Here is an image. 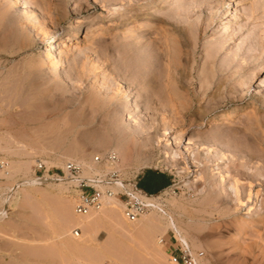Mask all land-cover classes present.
Returning <instances> with one entry per match:
<instances>
[{"label": "rangeland", "instance_id": "374dc122", "mask_svg": "<svg viewBox=\"0 0 264 264\" xmlns=\"http://www.w3.org/2000/svg\"><path fill=\"white\" fill-rule=\"evenodd\" d=\"M21 1L0 0V158L14 162L0 176V264H119L114 257L122 253L126 264H171L164 246L170 230L159 243L128 226L130 234L104 225L89 237L61 235L63 201L73 206L78 195L71 184L43 190L20 185L9 192L46 170L64 177L70 148L92 157L117 144L130 158L118 167L126 176L155 170L173 180L155 197L190 247L204 253L201 264H264V0ZM93 30L98 36L88 41ZM169 35L172 42L163 44ZM60 41L62 49L42 53ZM154 44L160 53L152 52ZM45 54L62 60L63 84L73 90L47 87L52 67L44 66ZM170 54L171 65L165 59ZM111 73L117 78L109 80L128 92L147 88L150 103L134 98L137 109L126 113L120 92L107 103L96 89L104 85L112 92ZM131 81L136 87L127 86ZM237 106L247 110L226 119ZM127 117L141 121L139 137L131 135ZM220 122L225 125L214 126ZM200 138L209 141L214 158L221 152L228 157L212 160L195 146ZM48 148L57 155L41 153ZM164 149L175 154L176 167L164 165ZM233 164L244 176L232 179ZM111 237L118 248L104 251Z\"/></svg>", "mask_w": 264, "mask_h": 264}, {"label": "bare ground", "instance_id": "6f19581e", "mask_svg": "<svg viewBox=\"0 0 264 264\" xmlns=\"http://www.w3.org/2000/svg\"><path fill=\"white\" fill-rule=\"evenodd\" d=\"M12 1H14V3H17L18 5L20 4V2L22 3V1L21 0H12ZM15 5V4H14ZM22 5V4H21ZM23 5H24V3H23ZM25 6V5H24ZM24 9H27V7L25 8L24 7ZM23 9V10H24ZM23 13V12H22ZM25 13H27V15H29L28 14V11H25L24 12V14ZM149 14V12H147L146 13V15L147 16H149L148 15ZM29 18V17H28ZM27 18V19H28ZM90 32V31H89ZM79 32L76 30L75 31V33L73 34V36H74V39H78L77 38V36L79 35L78 34ZM96 33L97 32H95L94 30L93 31H91L87 36H89L88 37V41L89 40H94L97 36H96ZM98 34V33H97ZM166 37V36H165ZM170 35H169V37H166L165 38V40H163L162 41V43L163 44H170L171 42H170ZM181 38V37H180ZM78 42L76 41V40H74L73 41V43H72V45L73 44H77ZM157 43V42H156ZM64 45H63V43L60 41V42H58V43H55V46H54V48H52V49H50L49 47H46V46H44L43 48H44V51H42V53H49V52H53L54 50H59V49H62V47H63ZM168 46V45H167ZM47 48H49V49H47ZM74 50H77V47L74 45V47H72V51L74 52ZM158 50H159V46H158V44H154V45H152V52H155L154 54H158V53H160V52H158ZM76 52V51H75ZM89 53H90V51H89ZM86 54V53H85ZM85 54H83V55H85ZM79 55V54H78ZM165 56V55H164ZM43 57H45L48 61H46V62H44L45 64H44V66L46 65H48L49 66V68H50V70H51V67H52V72L50 73V75L48 76V77H46V85H47V87L49 88V87H51V88H53L54 86H56L57 85V83L58 84H60V85H62L61 87L63 88H65L66 87V89L67 90H73V89H71V88H69L68 87V85H64L63 83V78H62V75H61V73H60V71L62 70V66H63V62H62V60L60 59V58H58V59H56L55 61L53 60V61H51V56H48V54H45V55H43ZM166 57V58H165ZM164 58L167 60V62H171V60L173 59V55H166ZM76 58V57H75ZM74 58V59H75ZM78 59V58H77ZM77 59H75V60H77ZM174 61V60H173ZM53 62V63H52ZM78 64V63H77ZM170 65H171V63H170ZM174 70V69H173ZM123 74H124V71L122 72ZM122 73H120V78H121V74ZM127 73V72H126ZM114 74V73H113ZM112 73L110 74V75H113ZM172 75V74H171ZM114 76H115V74L112 76L113 78H111V77H109L107 80H109V79H112V80H115L116 78H114ZM173 76V75H172ZM174 77V76H173ZM124 78V77H123ZM107 80L105 81V83L104 84H108V82H107ZM112 80H109V81H111L108 85H111V83L113 84L114 83V81H112ZM154 82V81H153ZM152 82V80H148L147 81V84H150V83H152L153 85H154V83ZM137 83V82H136ZM146 83V82H145ZM114 85H116L114 88H113V90H112V92H114V93H112L111 91L109 92V90L107 89V88H104V85H103V87H97V91H98V93H99V95H102V97H104V99H106V102L107 103H111V102H113L114 100H116L117 99V97H118V92H120L121 94V102L119 103V106L120 107H122V108H126L125 110V112L126 113H128L129 111H133V110H136L137 109V107H135V103L133 102V99L134 98H137L136 100H138V98H140L141 99V101L144 103L146 100L150 103V101L148 100V95H149V93H148V91L147 92H145L146 91V89L142 92H140V90H139V92L137 91H135L136 92V94H133L132 92H133V89H131V91H127V88H120L119 87V85H117L116 84V82L114 83ZM152 85V86H153ZM59 86V85H58ZM123 86V85H122ZM128 87H133V86H135V83L134 82H132L131 81V83L130 84H128L127 85ZM146 86V85H145ZM149 86V85H148ZM68 87V88H67ZM75 87H77V86H75ZM74 87V88H75ZM124 87V86H123ZM136 87V86H135ZM55 88V87H54ZM56 88H57V86H56ZM109 88V87H108ZM111 89H112V85H111V87H110ZM155 88V87H154ZM66 89H64V90H66ZM108 91H107V90ZM129 89V88H128ZM151 89V88H150ZM75 90V89H74ZM95 90V89H94ZM135 90V89H134ZM151 90H153V89H151ZM69 91V92H70ZM67 92V91H66ZM74 92V91H73ZM134 92V93H135ZM147 93H148V95H147ZM97 94V93H96ZM98 95V96H99ZM134 95H135V97H134ZM151 96V95H150ZM101 97V96H100ZM93 98H94V96H93ZM123 99H124V101H123ZM139 99V100H140ZM146 99V100H145ZM145 100V101H144ZM141 101H140V103H141ZM152 101V100H151ZM79 102V101H78ZM116 102H118V101H116ZM126 103V104H125ZM134 103V104H133ZM149 103H147V104H149ZM111 104H113V103H111ZM118 104V103H117ZM128 104V105H127ZM145 104V103H144ZM93 105V104H92ZM143 105V104H142ZM151 105H153L152 104V102H151ZM151 105H149V107L151 106ZM90 106V105H89ZM112 106V105H111ZM118 105H116V107H117ZM75 107H77V106H74V108ZM91 107V106H90ZM134 107H135V109H134ZM144 107V106H143ZM148 107V108H149ZM147 108V107H146ZM147 108V109H148ZM78 109V108H77ZM80 110V109H79ZM122 110H124V109H122ZM146 110V109H145ZM149 110V109H148ZM245 110H247V107H244V106H237V107H235V108H232L230 111H228V114H227V117H226V119H232V118H235V117H237L240 113H242V112H245ZM138 111V110H137ZM147 111V110H146ZM145 111V112H146ZM134 112V111H133ZM124 113V112H123ZM148 113H152V112H149L148 111ZM147 113V114H148ZM126 115V114H125ZM129 115H130V113H129ZM128 115V116H129ZM132 115V114H131ZM149 115V114H148ZM78 116V115H77ZM79 117H80V114H79ZM78 117V118H79ZM125 117V116H124ZM132 117V116H131ZM131 117H127L126 118V120H127V123L128 124H130V133H131V135H133L134 133L136 134V137H139V134L137 133V130L138 131H140V129L142 128L141 127V124H139L138 122L137 123H134V121L136 120V117L133 119V118H131ZM93 119V118H92ZM125 119V118H124ZM132 119H133V121H132ZM131 120V121H130ZM91 121V120H90ZM90 121H88L87 123H90ZM92 122H93V120H92ZM125 122V121H124ZM136 122V121H135ZM226 122V121H225ZM229 123V122H228ZM216 125H214V126H216V127H218L219 126V124H224L225 125V123H223V122H220V123H215ZM87 125V124H86ZM141 127V128H140ZM235 127V126H234ZM236 128H234V131H236L235 130ZM238 129V128H237ZM241 130V129H240ZM233 131V130H232ZM237 131H239V129L237 130ZM234 133V132H233ZM237 133V132H236ZM235 133V134H236ZM43 135H44V137L47 139L48 137H49V135H48V132L47 131H44V133H43ZM214 136V135H213ZM101 138H103V137H101ZM201 139V138H200ZM206 140V139H205ZM204 139L202 140H200L198 143H196L195 144V146L197 145V147L199 148V147H203V150L204 151H206V152H204V153H208V156L209 155H212V157H211V159L213 160H216V161H219V160H221V159H225V157H228L225 153H223V152H221V157L222 158H220L219 156H217V158H216V155H214L215 156V158L213 157V153H212V150H211V147L207 144V142L209 143V141H205ZM213 141L215 140V136H214V139H212ZM100 141V140H99ZM98 141V142H99ZM53 143V142H52ZM57 143V142H56ZM194 143L195 142H192V140H189V142H188V144L187 145H189L190 147H188V149H192V147H193V145H194ZM219 143V142H218ZM50 144H51V142H50ZM210 144V143H209ZM56 145V144H55ZM221 145V144H220ZM219 145V146H220ZM57 148V147H56ZM49 149V148H48ZM0 150H1V148H0ZM21 151H22V149H21ZM24 151V150H23ZM32 151V150H31ZM30 151V152H31ZM85 151H87V150H85ZM97 151V150H96ZM1 152V151H0ZM2 152H3V150H2ZM25 152V151H24ZM56 152H57V150H56ZM65 152V151H64ZM101 150L99 151H97V153H99V155L98 156H92V157H82V155H84L82 152H81V150H80V148H76V147H73V148H70L69 150H68V152H67V150H66V153H67V155L64 157V159H66V163L63 165V169H64V177H57V176H49L46 172H47V170L45 171V173L43 174V176H33V177H31V178H26V180L23 182V183H20V184H17L16 186H14L13 188H11V189H9L10 191L9 192H15L16 190H17V188H18V186H20L21 185V187L22 188H27V190H28V188H37V189H39V190H41L42 188H43V186L45 187V186H49L51 183H55L56 182V184L58 183L59 184V186H61V188H64V186L66 185H68L69 187H71L72 185L74 186V185H77V183L79 182V181H81V180H88V181H92V178L94 177V176H96V175H98V174H100V172H98L97 171V168H96V162H95V160L99 157V156H104L105 154H111V155H114L115 156V158H116V162H117V166L118 167H122V164L123 163H125L127 160H129L130 158H129V156H128V154L126 153V150H125V148L124 147H122L121 145H115L113 148H111V149H109L108 151H106V153L104 152V153H102V154H104V155H101ZM214 152V151H213ZM41 153H43V154H47V155H54V154H56L55 153V150H53V149H49V150H42V152ZM96 153V154H97ZM82 154V155H81ZM163 154H164V157H163V159H164V161H163V163H164V165L166 166V167H176V164H177V162H176V158H175V154L173 155V153L172 152H170V150H166V149H164V152H163ZM162 154V155H163ZM31 155H32V153H31ZM57 155V154H56ZM81 155V157H79ZM85 156H87V155H85ZM207 156V155H206ZM207 156V158H210V157H208ZM252 156V155H251ZM73 157V158H72ZM75 157V158H74ZM86 158L88 159V160H90V161H88V162H86L85 160H86ZM90 158H92V159H90ZM250 158V157H249ZM248 158V159H249ZM63 159V160H64ZM228 159V158H227ZM240 158H238L237 157V159L235 158V163H237V165L240 163ZM250 160H252V158L250 159ZM253 160H254V157H253ZM253 160H252V162H253ZM5 161V160H4ZM65 161V160H64ZM238 161H239V163H238ZM6 162V161H5ZM68 162H73V163H75L78 167H79V172H78V174H77V176H76V178H71L69 175H68V173L66 172V165L68 164ZM212 162V161H211ZM233 162V161H232ZM251 161H249V163H250ZM7 163V168L5 169V170H2V171H0V176H6L7 174V171L8 170H10V168L12 167V164L14 163V162H11V161H8V162H6ZM234 163V162H233ZM234 163V164H235ZM44 164L46 165V167H48V165H47V162H44ZM49 164V163H48ZM90 164V165H89ZM219 164V163H218ZM233 164V165H234ZM241 164V163H240ZM239 164V165H240ZM217 165V164H216ZM236 165V164H235ZM234 165V166H235ZM238 165V166H239ZM233 166V169L232 170H230L231 168L230 167H228V168H230L229 170H228V172L231 174V177H232V179H233V174H236L235 176H239V175H243V171H242V169H243V167L242 166H240V167H242V169L241 168H237L238 166H235L234 167ZM245 166V165H244ZM98 167V166H97ZM47 169V168H46ZM241 169V170H240ZM254 170H256V169H254ZM26 171H27V169H26ZM235 171V173H233ZM219 172H221V171H219ZM252 172V171H251ZM258 172V171H257ZM245 174V173H244ZM248 175V174H247ZM259 175H262V174H259ZM28 176V175H27ZM234 176V177H235ZM237 176V177H238ZM241 176H239V177H241ZM244 176V175H243ZM253 175H251V173L249 174V178L250 177H252ZM255 176H256V172H255ZM255 176H253L252 177V180L253 179H258L259 180V176H258V173H257V178L255 177ZM25 177V176H24ZM221 177V176H220ZM259 177V178H258ZM236 178V177H235ZM235 178L233 179V180H235ZM245 179H246V181H247V178H246V175H245ZM251 179V178H250ZM249 179V180H250ZM221 181H222V179H220ZM224 180V179H223ZM220 181V182H221ZM254 181V180H253ZM257 181V180H256ZM237 182V181H236ZM236 182L234 183V184H236ZM70 184H71V186H70ZM218 184H219V182H218ZM221 184V183H220ZM223 184V183H222ZM233 184V183H232ZM52 186V185H51ZM58 186V187H59ZM235 186V185H234ZM42 187V188H41ZM223 187V186H222ZM236 187H237V185H236ZM235 187V188H236ZM241 188V187H240ZM60 189V188H59ZM65 189V188H64ZM102 190H104V188H101ZM30 190V189H29ZM43 190V189H42ZM223 190H225V193H226V196L228 195V193H227V190L226 189H222L221 191L222 192H224ZM237 190H239L240 191V189H238L237 188ZM237 190H234V191H237ZM22 191V190H21ZM238 191V192H239ZM8 192V193H9ZM238 192H235V197L236 198H241L240 196L238 197V195L239 194H237ZM25 193V192H24ZM224 193V194H225ZM239 193H241V192H239ZM6 196V195H5ZM225 196V197H226ZM242 196H243V194H242ZM7 197V196H6ZM8 198V197H7ZM6 198V199H7ZM229 199V198H228ZM238 199H236L235 201H237ZM257 201V203H258V201H259V198H255V199H253L250 203H249V205H250V207H249V209L247 210V214L246 215H248V214H252L253 212V208L251 207L252 205H256L257 203H255ZM145 202H146V204H147V206L149 207V210L141 217V218H139L136 222H134V223H130V222H127L125 219H124V217H123V214H122V205L116 200V199H114V198H104L103 199V204H102V206H101V208H100V210L99 211H96V212H91V213H89L88 215H86V216H79V215H77L76 213H75V210H74V201H73V206H72V204L71 203H69V202H67V201H63V204H62V206H61V213H60V217L62 218H60L59 217V215L57 216V217H59L60 219H59V222H62L63 223V225H64V228L62 227L63 225H62V223L60 224L61 225V227L63 228V229H65V230H63L62 228V233H61V235H66V236H68V235H70L71 237H79L80 235H82V237H89V236H91L92 235V233H94L97 229H100V227H103L104 225H106L107 227H111V228H113V229H117L119 232H121V233H123V234H130V231H129V227L130 228H132V229H137V232L138 233H141V234H143V236L144 237H146V238H148V237H151V238H153V239H155V241H157L158 243H159V241L161 240V237H163L165 234H166V231H168V230H170L173 234H174V236H175V238L179 241V242H183V243H188V241H187V237H186V235L183 233V231H182V229L179 227V226H177L176 225V221L174 220V218L172 217V215H171V213H169V212H167L166 210H165V208H164V206H163V204H161L160 202H158L157 201V199H156V197L155 196H151V197H147L146 199H145ZM238 202H239V200H238ZM172 203V202H171ZM232 203V202H231ZM240 203V202H239ZM105 205V206H104ZM241 206V205H240ZM58 212H59V210H58ZM97 213V214H96ZM4 212H1L0 213V217H2V216H4ZM59 214V213H58ZM127 226H128V228H127ZM60 229V230H61ZM75 230H79V231H77V234H75ZM119 232H117V234L116 235H118V236H120L121 235V233H119ZM114 237L112 238H110V241H109V243L107 244V246H105V248H104V251H107V250H114L115 249V247L117 246L116 244H115V242H113L114 240ZM156 242V243H157ZM189 244V243H188ZM156 247L155 248H158V246L157 245H155ZM190 246V245H189ZM192 246V245H191ZM195 246V245H194ZM193 247V246H192ZM116 248H118V247H116ZM194 248V247H193ZM122 249V248H121ZM193 250V249H192ZM156 251V253L157 252H159L158 250H155ZM155 253V252H154ZM123 254V253H122ZM120 255L121 257L120 258H118V259H116V257H114V261L115 262H117V263H119V264H126L125 263V261H124V257H123V255ZM157 255H158V253H157ZM160 255V257L161 258H163L162 256V254H159ZM167 256V255H166ZM164 259L166 260L167 258H165V255H164ZM163 259V261H165ZM91 260L93 261V262H95V263H97L98 261L99 262H101L100 260H96L95 258H91ZM84 262H87V264H88V260L87 259H85V260H83ZM158 261V260H157ZM202 261V260H201ZM98 262V263H99ZM159 262V261H158ZM89 263H91V261H89ZM162 263V262H161ZM92 264V263H91ZM164 264V263H163Z\"/></svg>", "mask_w": 264, "mask_h": 264}, {"label": "built area", "instance_id": "2783aa9c", "mask_svg": "<svg viewBox=\"0 0 264 264\" xmlns=\"http://www.w3.org/2000/svg\"><path fill=\"white\" fill-rule=\"evenodd\" d=\"M116 161L115 156L111 154L98 157L95 162L99 167L100 174L94 176L92 181L84 179L74 185L78 192L74 203L77 215L86 216L91 212L99 211L104 198L116 199L122 205L124 219L130 223L136 222L149 210L145 199L156 195H148L140 190L137 185L138 174L126 176L118 168ZM42 167L39 164L38 171ZM6 168L7 163L0 158V171ZM66 172L71 178H76L79 167L73 162H68ZM62 174L64 176L63 170ZM77 231L79 230H75V234ZM164 246H167L168 253L166 255L171 264H201V260L205 258L203 252L192 250L187 242H179L173 234L164 243Z\"/></svg>", "mask_w": 264, "mask_h": 264}, {"label": "crops", "instance_id": "0c3cea01", "mask_svg": "<svg viewBox=\"0 0 264 264\" xmlns=\"http://www.w3.org/2000/svg\"><path fill=\"white\" fill-rule=\"evenodd\" d=\"M143 180L148 188V192L146 193L143 189L138 188L149 195H157L161 193L168 189L173 182L168 174L155 170H149L148 172L138 174L137 185Z\"/></svg>", "mask_w": 264, "mask_h": 264}, {"label": "trees", "instance_id": "16d2710c", "mask_svg": "<svg viewBox=\"0 0 264 264\" xmlns=\"http://www.w3.org/2000/svg\"><path fill=\"white\" fill-rule=\"evenodd\" d=\"M138 187L143 189L146 193L148 192V188L146 187L144 180L138 184Z\"/></svg>", "mask_w": 264, "mask_h": 264}]
</instances>
